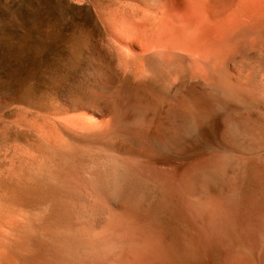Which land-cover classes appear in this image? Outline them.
<instances>
[{"label":"bare ground","instance_id":"obj_1","mask_svg":"<svg viewBox=\"0 0 264 264\" xmlns=\"http://www.w3.org/2000/svg\"><path fill=\"white\" fill-rule=\"evenodd\" d=\"M88 1L117 68L0 121V264H264V0Z\"/></svg>","mask_w":264,"mask_h":264},{"label":"rangeland","instance_id":"obj_2","mask_svg":"<svg viewBox=\"0 0 264 264\" xmlns=\"http://www.w3.org/2000/svg\"><path fill=\"white\" fill-rule=\"evenodd\" d=\"M71 1L0 0V10L10 16L0 18V39L19 41L13 52H0V121H14L20 110L62 111L66 100L87 92L91 58L108 70L117 68L92 5ZM245 183L253 196L264 197L263 185Z\"/></svg>","mask_w":264,"mask_h":264},{"label":"water","instance_id":"obj_3","mask_svg":"<svg viewBox=\"0 0 264 264\" xmlns=\"http://www.w3.org/2000/svg\"><path fill=\"white\" fill-rule=\"evenodd\" d=\"M3 17H6V18H10L9 16V12L5 11V10H0V18H3ZM1 26L3 27L4 25L1 24ZM9 26V25H7ZM19 45V41L17 38H14L13 40L11 41H6V42H3L1 39H0V52L4 53H9V52H13L17 46ZM0 72H4V69H2L0 67Z\"/></svg>","mask_w":264,"mask_h":264}]
</instances>
